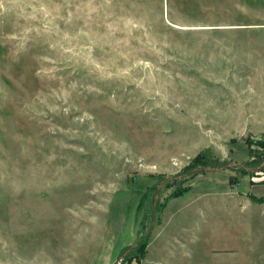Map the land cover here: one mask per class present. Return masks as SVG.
Here are the masks:
<instances>
[{"label":"rangeland","instance_id":"rangeland-1","mask_svg":"<svg viewBox=\"0 0 264 264\" xmlns=\"http://www.w3.org/2000/svg\"><path fill=\"white\" fill-rule=\"evenodd\" d=\"M260 141L264 0H0V264H264L263 170L191 174Z\"/></svg>","mask_w":264,"mask_h":264},{"label":"water","instance_id":"water-1","mask_svg":"<svg viewBox=\"0 0 264 264\" xmlns=\"http://www.w3.org/2000/svg\"><path fill=\"white\" fill-rule=\"evenodd\" d=\"M231 168L243 169V170L248 171V172H258V171H261V170L264 169V162L261 165H259L258 167H255V168L247 167V166H244V165H241V164H238V163H231V164H228V165L223 166V167L198 168V169L193 170L191 172V174H194V173H197V172H220V171H224V170L231 169ZM188 176L189 175H182V176H179V177H176V178L165 179L161 183L159 188H158V193H157V197H156V205H157V200H158V194H159L160 190L165 186V184H167L168 182L179 180L181 178H186ZM156 207L157 206H155V210H156ZM136 247H137V245H134L130 250H128L126 253H124V255H122L119 258L117 264H119V261H122L124 259V257L127 256L130 252H132Z\"/></svg>","mask_w":264,"mask_h":264},{"label":"trees","instance_id":"trees-1","mask_svg":"<svg viewBox=\"0 0 264 264\" xmlns=\"http://www.w3.org/2000/svg\"><path fill=\"white\" fill-rule=\"evenodd\" d=\"M260 147L263 149L264 148V141H260L259 143ZM262 153L259 152L258 156H253L254 161H252L251 163H249L251 166H259L261 163H263L264 160H261L260 156ZM254 155V154H253ZM210 164V157L209 155L205 152L200 154L197 158H195V160L193 161V167H207V166H211ZM248 164V165H249ZM241 171H243L244 173L247 172L243 169H241ZM264 172V169H263ZM180 194H178V196H180ZM142 251H140L139 253L141 254L140 258H144V256L146 255V247H147V243H143V245L141 246ZM138 251V250H137ZM140 258L137 260L138 262H140ZM140 264V263H139Z\"/></svg>","mask_w":264,"mask_h":264}]
</instances>
